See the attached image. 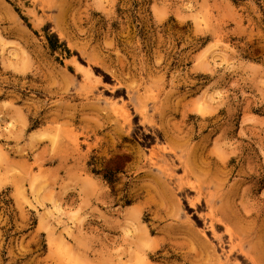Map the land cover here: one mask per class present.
Segmentation results:
<instances>
[{
  "label": "rangeland",
  "instance_id": "obj_1",
  "mask_svg": "<svg viewBox=\"0 0 264 264\" xmlns=\"http://www.w3.org/2000/svg\"><path fill=\"white\" fill-rule=\"evenodd\" d=\"M0 264H264V0H0Z\"/></svg>",
  "mask_w": 264,
  "mask_h": 264
},
{
  "label": "bare ground",
  "instance_id": "obj_2",
  "mask_svg": "<svg viewBox=\"0 0 264 264\" xmlns=\"http://www.w3.org/2000/svg\"><path fill=\"white\" fill-rule=\"evenodd\" d=\"M87 72H89V71H87ZM117 78H119V77H117ZM84 82L87 83V85L92 83L90 77H86ZM83 83H82V85H83ZM113 109L115 112H117L118 117L121 119V121H123L124 123H129L130 114L126 108V104L122 103L118 108H116V106L113 105ZM139 113L141 115V119L142 118L145 119L143 111H141ZM163 152H165L164 149H162L161 153H163ZM160 154L157 155V153L152 152L150 159L152 160V159L162 158V155H164V154H161V155ZM166 170L168 172L170 171L168 169H166ZM184 186L185 185L181 184L180 182L177 183L176 190H177L178 194L180 196H183L187 202V205L194 211L195 214H198V217L202 219L205 228L209 230L212 237H214L215 239L218 240V244H223V242H224L223 239L226 237L227 238L226 242H227V247H228L227 254H231L232 252H235V253L237 252V253L243 254V256H245V255L247 256V254L243 253L241 247L236 243L234 234L231 231L230 227L228 226L229 224H227V221L225 222L224 218H219L217 216V213L214 212V210L212 209V206L209 203V201L207 199L202 198V193H201L200 188L196 187V186H188V188L190 189L188 191L194 192V198L189 199L186 197L187 191H186V188ZM203 204H204V207L208 210L207 214H205V215H201V213L198 212V211H201V209H203ZM219 228H223L224 238H223V236L217 235L216 230Z\"/></svg>",
  "mask_w": 264,
  "mask_h": 264
}]
</instances>
